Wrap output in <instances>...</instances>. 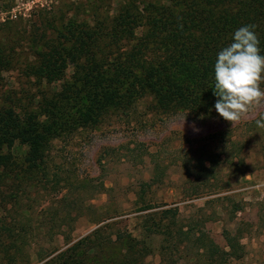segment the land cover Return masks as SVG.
<instances>
[{"label": "trees", "instance_id": "obj_1", "mask_svg": "<svg viewBox=\"0 0 264 264\" xmlns=\"http://www.w3.org/2000/svg\"><path fill=\"white\" fill-rule=\"evenodd\" d=\"M111 1L66 2L30 20L37 30L29 38L26 61L19 54V71L26 84L34 81L38 92L0 90L2 264H30L36 235L51 229L53 238L55 226L48 227L42 214L34 233V212L23 204L73 187L69 164L53 156L56 142L95 130L111 115L129 118L146 99L161 114L213 117L218 114L214 64L233 42L234 32L255 25L264 55V0H171L170 5L125 0L112 17L103 13ZM81 12L91 15L80 20ZM9 31L5 28L0 36V78L18 59L9 53ZM20 148L26 152L21 154ZM159 215L158 223L146 225L145 235L163 236L161 264H174L171 257L188 248L190 232L180 224L177 210ZM110 228L100 227L49 260L42 257L41 264H145L150 248L127 232L108 234ZM227 245L221 252L206 246L196 264L244 258L240 237H227Z\"/></svg>", "mask_w": 264, "mask_h": 264}, {"label": "rangeland", "instance_id": "obj_2", "mask_svg": "<svg viewBox=\"0 0 264 264\" xmlns=\"http://www.w3.org/2000/svg\"><path fill=\"white\" fill-rule=\"evenodd\" d=\"M32 1L38 7L28 16L0 25V36L10 28L9 53L18 56L14 69L0 78L5 93L38 92L34 81L26 84L19 71V54L26 61L29 38L37 30L29 21L66 2L86 0H0V8L11 10ZM123 1L112 0L103 13L114 16ZM90 15L81 12L79 18ZM72 73L69 70V78ZM262 116L264 102L233 127L219 114L210 118L161 114L146 99L129 118L111 115L95 130L56 142L53 156L58 163L69 164L74 183L55 197L23 204L34 212V233L39 214L48 227L55 226L53 238L51 229H45L31 241L30 264H41L42 257L51 259L105 225L111 227L108 234L127 232L146 244L151 254L145 264H161L164 237H148L145 227L158 223L159 214L170 209L178 211L191 240L186 250L184 246L181 253L174 252V264H196L206 246L210 251L226 250L229 236L240 237L245 249L242 260L229 264H264V128L256 125ZM19 152L24 154L26 148Z\"/></svg>", "mask_w": 264, "mask_h": 264}, {"label": "clouds", "instance_id": "obj_3", "mask_svg": "<svg viewBox=\"0 0 264 264\" xmlns=\"http://www.w3.org/2000/svg\"><path fill=\"white\" fill-rule=\"evenodd\" d=\"M255 25L243 26L233 34V42L223 48L214 64L215 110L234 125L251 109L264 102V55L253 31ZM264 128V116L256 121Z\"/></svg>", "mask_w": 264, "mask_h": 264}, {"label": "built area", "instance_id": "obj_4", "mask_svg": "<svg viewBox=\"0 0 264 264\" xmlns=\"http://www.w3.org/2000/svg\"><path fill=\"white\" fill-rule=\"evenodd\" d=\"M35 7L38 6L36 2L32 1L26 4H18L11 10H4L0 8V25L18 19L22 16H28L30 11H32V9H34Z\"/></svg>", "mask_w": 264, "mask_h": 264}]
</instances>
